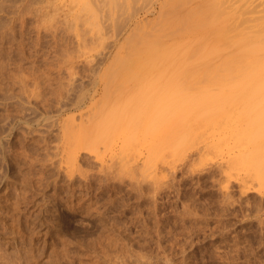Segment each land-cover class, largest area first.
I'll return each instance as SVG.
<instances>
[{"label":"rangeland","instance_id":"obj_1","mask_svg":"<svg viewBox=\"0 0 264 264\" xmlns=\"http://www.w3.org/2000/svg\"><path fill=\"white\" fill-rule=\"evenodd\" d=\"M166 5L0 0V264H264V155L245 141L262 122L244 119L247 104L196 119L204 100L190 114L188 100L183 126L120 131L127 114L167 117L222 85L187 66L117 67L135 59L131 39L159 32ZM112 117L122 122L95 144Z\"/></svg>","mask_w":264,"mask_h":264},{"label":"bare ground","instance_id":"obj_2","mask_svg":"<svg viewBox=\"0 0 264 264\" xmlns=\"http://www.w3.org/2000/svg\"><path fill=\"white\" fill-rule=\"evenodd\" d=\"M164 1L167 5L163 11L164 13L162 12L163 13L162 21H161L162 24H161V28L159 29V32L155 34L154 37H151L149 35H139V37H136L137 39L135 37L133 41L131 39V44L130 43L128 44L130 45L129 52L131 51L130 53L132 56L130 55L131 58L128 61H131L132 58L135 59H132L131 62H127L125 60L127 58L121 60L118 59L117 67H120L122 71L124 69L130 70V72L133 74L134 72L132 70L134 69L137 71L138 75H139L138 71L140 70L142 71L148 70L150 72L152 71V69H159V72L162 71L164 72L169 66L170 67L174 66L173 68H171L173 72H175L174 71L175 68L177 69L176 71L178 72L180 69L182 70L186 66L191 68L192 71L194 69L195 70L197 69L196 70L197 72L199 71L198 69H202V73H200L202 76L204 75V73L208 74L207 75L208 78L206 76H203L204 78H202L204 79L205 82H207L206 84H208V82L210 83L209 80L215 78V80L216 79L219 80V83H222V85L219 84V86L222 89L217 86L218 91H216V93H213L210 89H208L211 87V85H209L208 88L202 86L205 90V93L207 94H203L204 93L203 92L201 96L200 95L201 93H199V96H197V98L194 97L195 94H193L194 98L193 97L190 98L192 94L189 96V98L188 97L183 98L180 97L182 95H180L178 92L179 94L178 97H180L182 101L180 100L181 103L175 104L174 112L172 111V113H168L166 111L168 113V114L166 113L167 117H164L162 113H159L157 115L147 114L146 118L144 117L142 118V120H139L138 118L133 117L134 115L127 114L124 116L125 119L124 123L126 122V124H128L127 129H126V125L124 126L125 127L124 129L127 130V132L122 130V128L120 131L125 134V137L128 140H132L134 137V135L132 134L135 133V131L136 132L139 131L145 135L146 134L148 135V133L149 135H151L150 133H154V132H156L155 134H158L159 132L162 131V129H166L165 125L170 120L171 121H173L174 119L178 120L180 126L183 123L185 114H183L182 112L178 114L177 109L180 107L181 104H187L188 102L186 101L188 100L190 101L189 104H191V108L188 110L189 114L194 109L197 110L198 106H200V104H203V102L205 103L206 107L207 106L209 107L208 105L209 103L210 106L211 103L212 105L213 103H215V105L217 104L216 107L214 106L213 108L211 106V108L209 107L207 109H205L206 107L203 105L205 112L204 110L201 109L203 112L201 110L200 112L197 110L198 112H195L193 114L191 113L190 115L191 117L194 114H197V116L195 115L196 119L206 113L207 115H210V113H212L211 115H213V112H210L211 109L213 108V110L217 112L216 110L221 109L220 106L223 103H227L224 104L225 107H227L229 104L233 105L236 102L238 103L240 102L239 105L241 103L247 104L245 110L246 115L245 116L243 115L245 120L248 118L253 119V117L254 119L257 117V119L255 120H258L259 117V121L262 122V125L254 126L255 130H253L252 133L254 135H252V137L250 136V138L248 136L245 139V141H247L248 144H250L252 147V149L250 150L254 153L253 154L255 156L254 160L259 157L261 158V155L262 156L264 155V0H218V1L164 0ZM177 4L180 5L178 6ZM133 55L135 57H133ZM184 56L188 58L196 56L197 60L194 57L193 61L191 60V64L192 62H194V60H196L197 63L195 62L196 64L186 65L184 61L188 59L185 58L184 60H182ZM181 70L178 73H180ZM185 71L189 79L192 78L195 75V73H197L196 71H193L192 74L188 72V69ZM183 72L181 73V75L183 74ZM141 73L142 72H140V74ZM145 73L147 74L146 71ZM178 73L175 72L176 76ZM209 73L212 75L209 76ZM216 74H218V77ZM190 75L192 77H190ZM233 75H237V76H233ZM197 76H199V73L198 75H196V77ZM200 76L198 77V79L201 78ZM195 79L197 80V78ZM179 81L181 80L179 79ZM191 81H193V79H191ZM224 86L225 88L226 86L228 87L226 88L227 91H229L231 88H232L231 90H235V91L232 92L230 90L231 93L230 92H229L230 94L228 92H227L228 94L225 93L227 94L226 96L223 94V91H221L223 90ZM179 87L181 88L180 85ZM179 87H177V89ZM174 88H176V86ZM206 89H208L210 92H206ZM200 98L203 99L201 100ZM220 102L221 105H219ZM206 103L208 104L206 105ZM238 103L236 104L238 105ZM161 111L163 112L164 110ZM222 112L219 110L217 114ZM177 115L180 116L177 117ZM223 115H225L224 112ZM207 117L208 119H206L204 116L203 120L209 122L210 121L209 118L211 116L210 117L207 116ZM121 120L122 119L118 120V118L112 117L109 119V121L106 120L105 122H103V125L101 127L93 129L91 135L90 134L88 135H90L89 137L95 144L98 142L105 143L107 142L108 137L111 135V131L113 129L112 126H116V124L119 123ZM176 120L173 121L174 124ZM180 121L182 122L180 123ZM182 136H184V134L181 135L180 138ZM77 140L74 141L76 143L75 146H78L80 144V140L79 141ZM82 142L83 141H81V143ZM93 142L89 145L92 146ZM244 154H245L244 157H246L247 154L246 153ZM66 158L70 162L75 161V157L71 156V153H69ZM249 159L250 158H248V160ZM258 161L262 162L261 159H258ZM257 164H259V162ZM255 166L257 165L255 164ZM254 169L257 170L258 166L255 167ZM64 173L67 174V171ZM68 176H70V174ZM255 176L258 178L262 177L259 171L255 174Z\"/></svg>","mask_w":264,"mask_h":264}]
</instances>
